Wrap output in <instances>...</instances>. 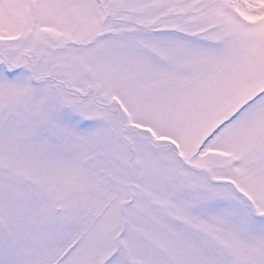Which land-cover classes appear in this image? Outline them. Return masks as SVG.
<instances>
[{
    "label": "snow or ice",
    "instance_id": "1",
    "mask_svg": "<svg viewBox=\"0 0 264 264\" xmlns=\"http://www.w3.org/2000/svg\"><path fill=\"white\" fill-rule=\"evenodd\" d=\"M0 264H264V0H0Z\"/></svg>",
    "mask_w": 264,
    "mask_h": 264
}]
</instances>
